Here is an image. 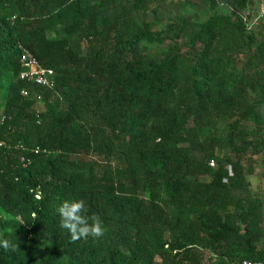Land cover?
<instances>
[{
    "label": "trees",
    "instance_id": "16d2710c",
    "mask_svg": "<svg viewBox=\"0 0 264 264\" xmlns=\"http://www.w3.org/2000/svg\"><path fill=\"white\" fill-rule=\"evenodd\" d=\"M153 1L0 0V207L11 216L0 239L18 244L0 247V264H194L200 250L188 246L204 242L230 249V264L264 259L254 233L222 214L241 179L187 145L219 115L253 114L246 88L264 75V41L250 48L255 32L243 17L152 30L141 13ZM234 1L245 9L253 0ZM58 26L86 41L87 53L48 34ZM184 35L187 49L170 45L160 60L141 47ZM21 45L56 71L60 107L19 78ZM23 87L44 93L40 123ZM237 132L250 146L248 130ZM66 199H84L105 235L73 242L56 211Z\"/></svg>",
    "mask_w": 264,
    "mask_h": 264
},
{
    "label": "rangeland",
    "instance_id": "374dc122",
    "mask_svg": "<svg viewBox=\"0 0 264 264\" xmlns=\"http://www.w3.org/2000/svg\"><path fill=\"white\" fill-rule=\"evenodd\" d=\"M242 11L234 0H155L150 10L141 13V20L151 22L152 30L176 31L185 21L190 24L205 23L216 16L236 20L243 17ZM251 31L255 33L248 35L247 38L251 41L250 48L254 50L264 41V30L258 27ZM48 34L66 36L74 49L84 55L87 53V42L81 40L77 34H67L62 26L49 29ZM188 43L189 35H184L163 43H142L141 47L150 57L160 60L170 45L177 44L186 50ZM247 55L236 57L235 64L239 70L242 69ZM255 79L256 84L254 86L248 84L246 88L248 102L253 104V114L219 115L211 124L200 127L198 136L192 138L187 145L190 155L195 159L206 160L210 156L209 164L214 169H218L221 164L227 168L232 166L233 176L241 179L243 185L232 189L233 200L222 214L229 221V225H232L231 221H236L244 231L250 229L257 238L256 250L264 254V75ZM0 93H2L0 96L1 125L5 117L3 95L6 93V85ZM48 94L54 105L60 107L62 100L60 94L51 92ZM41 106L34 99V109ZM43 106L44 112L46 104ZM240 126L248 130L246 137L251 141L250 146L242 143V138L237 132ZM212 159H215V165L210 163ZM210 178L208 175L197 177L205 181ZM224 181L229 182L227 178ZM10 217L0 207V222ZM205 225L207 224H202L203 227ZM202 235L205 238L209 237L206 231H202ZM165 238L169 239L168 233ZM188 247L189 250H200L199 262L194 264H230L231 251L223 244L217 247L204 242Z\"/></svg>",
    "mask_w": 264,
    "mask_h": 264
},
{
    "label": "built area",
    "instance_id": "2783aa9c",
    "mask_svg": "<svg viewBox=\"0 0 264 264\" xmlns=\"http://www.w3.org/2000/svg\"><path fill=\"white\" fill-rule=\"evenodd\" d=\"M243 19L247 25L248 29H256L261 27L264 30V0H253L245 9H242ZM21 64L22 70L19 73V78L21 80L27 81L30 85H38L44 89L52 92H57V81H56V71L52 68L45 67L41 64L37 56H35L28 48L21 45ZM21 94L25 98H34L41 107H36V113L38 116V122L40 123V114L44 110L45 100L44 93L39 91H33L31 88L23 87L21 89ZM4 120V118H3ZM3 143H1L2 145ZM23 147V145H22ZM41 150L40 146L33 148V151L39 152ZM22 161L25 163H30L31 159L27 156H22ZM215 165V159L210 162ZM231 176L234 175L232 166L228 167ZM231 264H264V259H250L243 258Z\"/></svg>",
    "mask_w": 264,
    "mask_h": 264
},
{
    "label": "clouds",
    "instance_id": "9594fccd",
    "mask_svg": "<svg viewBox=\"0 0 264 264\" xmlns=\"http://www.w3.org/2000/svg\"><path fill=\"white\" fill-rule=\"evenodd\" d=\"M60 218V227L66 229L73 242L87 239L102 238L106 229L98 214L88 215V207L84 199H66L56 209ZM0 247L5 251H15L18 244L12 243L9 239H0Z\"/></svg>",
    "mask_w": 264,
    "mask_h": 264
},
{
    "label": "crops",
    "instance_id": "0c3cea01",
    "mask_svg": "<svg viewBox=\"0 0 264 264\" xmlns=\"http://www.w3.org/2000/svg\"><path fill=\"white\" fill-rule=\"evenodd\" d=\"M11 75H12V73H9V78L11 77ZM2 94L0 93V96H1Z\"/></svg>",
    "mask_w": 264,
    "mask_h": 264
}]
</instances>
